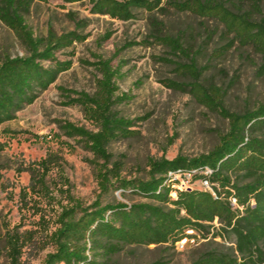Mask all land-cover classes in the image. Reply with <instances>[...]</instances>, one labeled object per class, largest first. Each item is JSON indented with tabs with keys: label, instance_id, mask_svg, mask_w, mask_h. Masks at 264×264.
<instances>
[{
	"label": "rangeland",
	"instance_id": "374dc122",
	"mask_svg": "<svg viewBox=\"0 0 264 264\" xmlns=\"http://www.w3.org/2000/svg\"><path fill=\"white\" fill-rule=\"evenodd\" d=\"M250 2L255 4L251 6ZM88 0H32L23 14L24 22L35 37L48 30L56 34L76 30L85 36L69 48L55 53L57 60L70 61L56 80L35 101L18 111L15 118L0 125V238L4 226L20 222L19 191L27 186L29 175L22 169L42 158L47 150H58L63 158L62 170H52L47 182L56 184L54 201L48 207L58 210L69 197L84 206L99 199L111 202H148L129 190L101 192L96 180V159L79 137H67L60 128L65 122L85 129H94L84 118L79 105L70 103L79 92L91 94L99 77L95 62L110 60L118 75L116 95L122 96L113 110L132 121V134L114 138L107 146L112 162L120 163L121 178L147 179L149 162L171 160L175 156L196 157L207 153L225 131L227 121L215 110L207 108L192 94L191 86H215L223 93L222 106L234 112L253 109L264 103V69L261 56L250 43L228 33L217 19L200 17L190 12L165 9L148 12L132 9L129 20L111 19L90 12ZM229 8L249 10L258 22L264 17V0H229ZM84 20L85 27L76 26ZM157 35L180 37L183 52H174ZM25 49L15 34L0 21V58L22 56ZM192 64L196 73L184 67ZM48 66L49 62H43ZM3 129L11 133H4ZM67 180L64 184L63 179ZM52 188V186H50ZM192 189L200 190L195 182ZM25 227L33 219L25 215ZM212 238L194 243L171 245L126 246L111 257L109 264H191L206 251L227 253L239 258L235 237L214 221ZM260 259L249 264H264V241H260ZM51 247L26 248L21 264H41ZM0 242V264H5Z\"/></svg>",
	"mask_w": 264,
	"mask_h": 264
},
{
	"label": "trees",
	"instance_id": "16d2710c",
	"mask_svg": "<svg viewBox=\"0 0 264 264\" xmlns=\"http://www.w3.org/2000/svg\"><path fill=\"white\" fill-rule=\"evenodd\" d=\"M32 0H0V21L17 37L25 49L22 56L3 55L0 58V125L15 118L18 111L32 104L57 78L70 67V61L57 60L55 53L82 42L85 36L71 30L56 34L48 30L45 36L35 37L24 22L23 14ZM81 1V0H71ZM90 12L111 19L129 20L132 9L148 12L165 9V5L178 12H190L200 17L219 20L228 33H233L244 43H250L261 56L264 69V17L251 20L249 10L231 9L229 0H88ZM251 6L255 7L253 2ZM84 28V20L76 22ZM159 40L174 52H183L180 37L157 35ZM49 62L44 66L43 62ZM94 91L79 92L70 103L80 106L84 118L93 124L88 130L65 122L60 126L67 137H79L87 149L103 164L96 166V180L100 191L129 190L148 202H111L102 204L97 198L88 205L69 197L58 210L48 211L53 203L56 184L47 177L52 170L60 172L63 158L58 150H47L39 160L23 171L29 175L27 186L19 191L18 211L20 222L4 226L0 238L5 264H21L26 248L37 245L51 247L41 264H109L111 257L126 246L171 245L183 238L195 242L206 239L214 220L221 229H229L235 237V250L239 258L227 253L206 251L191 264H249L261 255L260 241H264V103L253 109L234 112L222 106L224 93L215 86L206 88L193 84L194 97L211 110L217 111L227 121L225 131L218 134L217 143L204 154L192 158L175 156L149 162L147 179L121 178L119 162H112L107 146L116 137L132 134V121L119 116L113 106L122 96L115 79L116 68L110 60H97ZM196 73L192 64L184 67ZM4 133L10 131L3 129ZM4 143L0 142V151ZM207 166L209 180L217 184L223 198L208 191L187 189L170 196V187L163 184V174L173 169H191ZM64 184L67 180L61 177ZM52 186V188H50ZM232 195L242 210L232 209L227 197ZM33 219L25 227L28 214ZM191 231L192 233H187ZM153 264H159L157 262Z\"/></svg>",
	"mask_w": 264,
	"mask_h": 264
},
{
	"label": "built area",
	"instance_id": "2783aa9c",
	"mask_svg": "<svg viewBox=\"0 0 264 264\" xmlns=\"http://www.w3.org/2000/svg\"><path fill=\"white\" fill-rule=\"evenodd\" d=\"M211 174V170L207 167H198L191 169H173L168 170L163 174V184L170 187V196L175 197L177 191L192 189L191 185L198 182L200 189L208 191L212 196L223 198L224 194L219 193V188L217 184L210 182L208 179ZM228 203L232 209L242 210V206L237 204L236 198L232 195L227 197ZM216 221V220H214ZM187 233H192L187 231ZM193 238H183L177 241L175 244L183 245L185 243H194Z\"/></svg>",
	"mask_w": 264,
	"mask_h": 264
}]
</instances>
